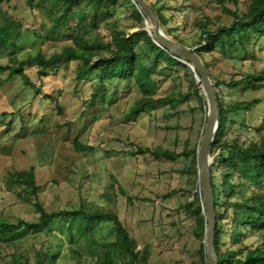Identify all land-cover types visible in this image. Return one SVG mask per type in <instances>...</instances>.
<instances>
[{
  "label": "rangeland",
  "instance_id": "374dc122",
  "mask_svg": "<svg viewBox=\"0 0 264 264\" xmlns=\"http://www.w3.org/2000/svg\"><path fill=\"white\" fill-rule=\"evenodd\" d=\"M175 1L178 7L180 5L178 11L172 8L162 11L166 17L176 13L164 33L171 39L172 35H177L189 47H196L200 38V30L190 24L195 17L208 15L214 20L220 16L217 25H229L233 20L216 0ZM149 2L157 7L160 5V0ZM170 2L174 5L173 0ZM132 4L133 0H119V6L112 8L108 17L101 20L98 38L108 42L110 31L114 29L127 36L133 35L132 43L140 61L148 65L151 51L142 31L148 32L151 24L147 18L142 22L137 19ZM78 7L86 17L83 30L93 39L96 31L91 30L88 21L94 11L101 15L104 8L83 2L71 11L75 12ZM3 9L19 26H13L9 38L10 42L17 39L15 48L0 46V219L10 222L38 220L35 207L22 200L18 188L10 184L12 173L33 169L39 187L37 200L48 212L81 207L88 211H115L138 247H151L152 263L205 264L198 254L200 241L195 236L196 224L181 208L200 187L197 176L188 171L192 158L180 156L165 160L149 154H131L137 147L163 146L179 153L199 145L207 110L206 113L203 111L197 96L191 94L174 107L155 105L136 116L130 110L142 94L132 79L106 80L103 88L96 92L100 84L99 71H92L83 80H78L76 70L81 66L78 62L44 69L26 67L25 73L39 89L36 92L19 75L7 78L12 66L10 55L25 58L39 51L47 56L60 51L63 46L73 43L71 38L77 32L80 19L72 13L61 34L52 37L42 25L49 27L50 15L63 12L61 1L45 0L43 7L30 8L28 0H13ZM183 20L188 21L186 26ZM5 23V16L0 13V27ZM217 25L211 29H216ZM247 57L237 44L225 50L218 48L213 56L205 55L212 83L221 79L237 80L239 72L249 71L251 66L258 68L264 63V52L259 54L260 61H250ZM151 77L157 85L151 94L154 99L166 96L179 99L190 91L191 77L177 65L159 61ZM200 88L196 89L197 95H201ZM217 90L224 102L263 96L262 91H252L245 85L229 92L221 85ZM262 114V106L249 112L240 111L232 117L235 125L232 127L228 123L223 138L237 136L242 123L248 129H242L243 133L239 135L248 140L247 137L254 136L255 128L262 127ZM77 141L96 150L77 151ZM113 177L122 186L124 194L120 193ZM254 186L264 190V184ZM20 187L25 188L24 185ZM172 189L177 192L171 198H157ZM26 191L29 193L31 188ZM126 196H130L132 202H128ZM64 225L61 221L54 233L65 249L73 245L80 257L68 256L67 262L61 259L60 264H95L96 243L114 240L113 224L108 221L93 223L92 241L86 238L89 230L83 234L76 230L68 232ZM41 239L29 234L21 240L19 247L29 257L30 264L34 262V245Z\"/></svg>",
  "mask_w": 264,
  "mask_h": 264
},
{
  "label": "trees",
  "instance_id": "16d2710c",
  "mask_svg": "<svg viewBox=\"0 0 264 264\" xmlns=\"http://www.w3.org/2000/svg\"><path fill=\"white\" fill-rule=\"evenodd\" d=\"M12 1L0 0V13L5 16L7 21L4 26L0 27V46L4 48L11 46L15 48L17 44V39L10 42L9 38L12 34L11 29L14 25L19 26V23L7 16L3 9L5 4ZM59 1L64 4L63 12L58 15H50L51 24L49 27L42 25V28L48 35L58 37L62 32L61 29L68 24L70 15L74 13L75 17L80 20L76 25L77 32L71 38L73 43L63 46L60 51L49 56L40 51L25 58L10 55L9 60L12 66L9 67L7 78L19 75L28 86L38 92L39 89L30 81L24 71L26 67L36 66L44 69L57 64L78 62L81 63V66L76 70L78 80H83L92 71H99L100 84L96 88V92L103 88L106 80L132 79L142 94L130 110L133 115L137 116L145 109L155 105L169 104L174 107L185 101L191 94L197 96L206 113V101L202 90L201 95L196 93L197 87H201V82L194 77L193 69L188 63L180 61L166 49L157 45L148 32L142 31L144 40L151 51V62L148 65L141 63L132 43L133 35L127 36L123 31L114 29L110 31L108 42L104 43L98 38L101 20L108 17L112 8L119 6V0ZM145 1L158 17L164 30L175 19L176 13H170L166 17L162 11L169 8L178 11L180 7L175 0H173L174 5L170 4L171 0H160L158 7L155 3H150L149 0ZM44 2L45 0H28L30 8L43 7ZM83 2L92 3L96 8H104L101 15L94 11L88 21L91 30L96 31V36L93 39L87 37L86 30H83L82 24L86 20L83 10L78 7L75 12L71 11ZM216 2L221 5L224 12L233 18L229 25H217L221 17L217 16L213 20L208 15L195 17L190 23L200 30V38L195 44L194 52L201 58L210 79L212 74L205 55L213 56L218 48L225 50L237 44L250 61H260L259 54L264 52V0H216ZM132 7L133 13L142 22L145 19L144 15L134 2ZM183 23L186 26L188 21L183 20ZM214 25H217V28L212 30L211 26ZM164 32L167 33L166 30ZM172 40L189 47L184 39L175 34L172 35ZM159 61L171 66L177 65L191 77L190 91L186 95L179 99L172 96L154 99L151 96L157 86L151 74ZM239 76L240 78L237 80L233 78L221 79L213 83L221 117L220 128L211 145V155L215 156L210 175L214 194V250L217 264H264V190L254 188V185L264 184V63L258 68L251 66L249 71L239 72ZM221 85L228 92L233 88L245 85L252 91H262L263 96L252 100L224 102L221 93L217 90ZM257 106H262L263 109L262 127L254 129V136L243 140L239 134L243 133L242 129L247 131L248 126H242L240 123L241 131L237 136L231 139L223 138L228 123L232 127L235 125V122L232 121L234 115L239 114L240 111L249 112ZM75 147L80 152L96 150L93 146L84 145L78 141L75 142ZM197 149L198 145H195L191 149L185 148L178 153L163 146L137 147L136 150L131 151V154H149L155 159L165 160H172L180 156L191 157L188 171L199 179ZM113 179L120 193L124 194L122 186L114 177ZM10 184L12 187L18 188V195L22 200L35 207L38 220L10 222L0 219V264H30L29 257L19 247L21 240L29 234L35 239L42 238L39 244L34 245L33 264H60L58 261L62 259L66 263L65 259L68 256L73 259L80 257L73 245L68 250L65 249L64 243L54 233L59 229L58 224L61 221L65 222L64 226L68 232L76 230L79 234H83L89 230L86 238L91 241L94 233L92 226L95 221H108L113 224L114 240L96 243L98 254L94 258L95 264H154L150 259L151 247L145 246L143 249L138 247L137 242L122 224L117 212L88 211L83 207L76 210L48 212L37 200L39 187L36 186L33 169L12 173ZM21 185H24L25 188L22 189ZM28 187L31 188L29 193L26 191ZM176 192L177 190L172 189L166 194L157 195V198L167 200ZM126 200L132 202L130 196H126ZM181 208L185 215L193 219L196 224L195 236L200 241L198 254L201 261L205 263L204 236L207 220L203 214L204 203L201 186L198 191L193 193L192 199L184 203Z\"/></svg>",
  "mask_w": 264,
  "mask_h": 264
},
{
  "label": "water",
  "instance_id": "95a60500",
  "mask_svg": "<svg viewBox=\"0 0 264 264\" xmlns=\"http://www.w3.org/2000/svg\"><path fill=\"white\" fill-rule=\"evenodd\" d=\"M138 10L147 18L151 24V30L147 29L153 41L170 52L188 65L194 71V77L201 82V88L206 100L207 115L204 130L197 149V159L199 168V180L203 195L204 209L207 225L204 236L205 264H217V257L214 250V194L211 187V166L213 159L211 156V145L215 135L221 125L219 104L215 95V88L208 76L207 70L201 58L194 52L196 47H187L178 44L167 36L160 24L158 17L154 14L145 0H133ZM148 21L146 20V25Z\"/></svg>",
  "mask_w": 264,
  "mask_h": 264
},
{
  "label": "bare ground",
  "instance_id": "6f19581e",
  "mask_svg": "<svg viewBox=\"0 0 264 264\" xmlns=\"http://www.w3.org/2000/svg\"><path fill=\"white\" fill-rule=\"evenodd\" d=\"M149 29L151 30V27L149 26Z\"/></svg>",
  "mask_w": 264,
  "mask_h": 264
},
{
  "label": "built area",
  "instance_id": "2783aa9c",
  "mask_svg": "<svg viewBox=\"0 0 264 264\" xmlns=\"http://www.w3.org/2000/svg\"><path fill=\"white\" fill-rule=\"evenodd\" d=\"M214 85V84H213Z\"/></svg>",
  "mask_w": 264,
  "mask_h": 264
}]
</instances>
